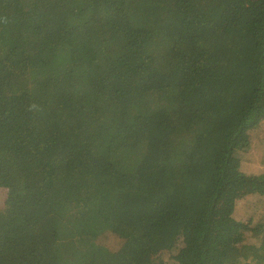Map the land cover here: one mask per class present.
I'll return each mask as SVG.
<instances>
[{
    "label": "trees",
    "instance_id": "1",
    "mask_svg": "<svg viewBox=\"0 0 264 264\" xmlns=\"http://www.w3.org/2000/svg\"><path fill=\"white\" fill-rule=\"evenodd\" d=\"M34 2L0 0V64L49 77L0 97V264H264V0Z\"/></svg>",
    "mask_w": 264,
    "mask_h": 264
},
{
    "label": "rangeland",
    "instance_id": "2",
    "mask_svg": "<svg viewBox=\"0 0 264 264\" xmlns=\"http://www.w3.org/2000/svg\"><path fill=\"white\" fill-rule=\"evenodd\" d=\"M27 8L39 7L35 4L34 0H21ZM41 69L42 66H35L30 64H0V97H9L10 95H19L24 89H31L38 86L39 82L47 81L48 76H45ZM255 150V148H254ZM257 151L263 150L257 148ZM257 156V155H256ZM256 159V158H254ZM261 165L260 163H257ZM235 171H243L244 167L239 165L234 166ZM252 171V168H249ZM258 172L264 173V167H260ZM256 173V172H255ZM246 206L242 197L238 194L225 195L220 203L217 211V218L215 219V225L218 230H224L225 227L232 225V220L227 216V212L240 210ZM264 212V206L259 209V214ZM258 218V217H256Z\"/></svg>",
    "mask_w": 264,
    "mask_h": 264
}]
</instances>
